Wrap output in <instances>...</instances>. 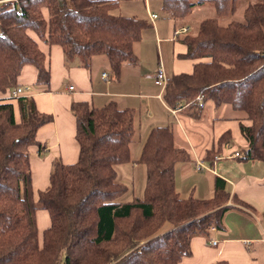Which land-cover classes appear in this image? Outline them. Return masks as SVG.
I'll list each match as a JSON object with an SVG mask.
<instances>
[{
  "label": "trees",
  "instance_id": "trees-1",
  "mask_svg": "<svg viewBox=\"0 0 264 264\" xmlns=\"http://www.w3.org/2000/svg\"><path fill=\"white\" fill-rule=\"evenodd\" d=\"M122 1L0 0V92L17 88L27 65L38 71L35 86L50 87L40 43L60 46L87 69L103 59L120 81L124 66L137 64L135 45L152 27L147 19L116 14ZM241 1L162 0L165 18L183 26L199 6L209 4L216 13L203 18L196 33L189 27L179 35L187 47L181 58L195 61L194 69L169 77L163 98L194 119L208 102L244 113L251 123L240 124L247 141L242 159L264 161V0H248L237 20ZM15 100L20 121L13 103L0 102V264H180L191 256L195 236L210 239L234 204L246 206L219 178L211 198L181 196L175 167L192 158L168 125L154 127L133 159L137 110L116 101L100 108L72 103L78 160L56 159L49 185L35 191L29 148L37 145L43 155L37 134L53 116L39 111L32 96ZM229 141L228 131L208 159ZM130 162L146 166V188L123 201L129 189L118 168ZM41 210L50 218L42 234Z\"/></svg>",
  "mask_w": 264,
  "mask_h": 264
},
{
  "label": "crops",
  "instance_id": "crops-1",
  "mask_svg": "<svg viewBox=\"0 0 264 264\" xmlns=\"http://www.w3.org/2000/svg\"><path fill=\"white\" fill-rule=\"evenodd\" d=\"M149 1L150 5L146 8L152 27L144 31L141 42L135 45L137 64H126L120 81L113 80V73L105 60L97 58L87 69L77 58H67L60 46L44 43H40V46L51 70L50 87L35 86L38 71L34 66L23 68L18 87H31L32 91L24 96H32L39 111L53 116V121L44 125L37 134L43 155L39 153V146L29 148L34 190H42L49 185L56 159H61L65 164L78 160L79 145L75 139L76 118L71 111L72 103L87 101L100 108L116 101L122 108L137 110V136L131 145L133 159L139 148L138 143L144 141L141 133L143 118L152 120L148 134L154 127L168 125L174 133L176 144L188 150L192 158L183 165L180 177L175 172L176 189L181 196L186 198L193 194L201 199L211 198L219 178L226 183L229 192L246 204H234L224 216L223 228L213 229L210 239L195 236L191 243V256L184 258L180 264H264V161L242 159L247 141L240 124L249 125L251 122L244 113L233 110L230 105L216 107L208 105V102L202 116L194 119L186 110L177 109L174 112L163 101V91L154 83L157 69L163 67L169 78L175 74L192 73L195 61L181 58L187 52V47L178 37L182 27L189 29V26L160 18L162 0H157L155 6ZM120 7L121 3L118 9ZM152 15L157 18L153 19ZM140 53H147L151 57L150 63L149 59L146 63L140 61ZM104 73L109 76L108 79L103 78ZM71 86L72 90L69 89ZM0 102L13 103L16 120L20 121L18 103L11 98V92H0ZM210 108L214 112L206 118V111ZM216 112H220L219 115L216 116ZM171 117L178 121L179 127L170 122ZM194 121L202 125H194ZM228 131L230 141L223 144L220 153L211 161L208 154L219 148V139ZM236 151L240 157H229ZM199 160L209 169L197 171L195 163ZM191 161L193 167L189 163ZM133 167H136L135 163ZM40 221L44 223L43 229H40ZM38 226L40 234L50 226L46 211L38 212ZM212 241H217V244L213 245Z\"/></svg>",
  "mask_w": 264,
  "mask_h": 264
},
{
  "label": "rangeland",
  "instance_id": "rangeland-1",
  "mask_svg": "<svg viewBox=\"0 0 264 264\" xmlns=\"http://www.w3.org/2000/svg\"><path fill=\"white\" fill-rule=\"evenodd\" d=\"M159 1V0H158ZM155 2H157V0H151V3L154 5ZM248 3V0H242L240 2L239 5V9L237 11V13L235 14L234 18L237 20H243V11L246 7ZM150 5V1L149 0H128L126 2L122 1L121 2V7L120 9H117L115 11L116 14H122V15H129V16H133L136 15L139 18H144V19H148V11L147 8ZM155 6V5H154ZM130 10V11H129ZM160 11V8H159ZM160 18H165L164 13H163V9L161 10V12L159 13ZM216 15L215 13V9L213 6L206 4L204 6H199L197 7L193 14L190 16V18H188V21L186 22V24L189 25L190 27V31L192 33H196L198 30V24L199 22L206 17H214ZM167 20V19H166ZM149 22L151 23V21L149 20ZM149 29L146 30V32ZM144 34V33H143ZM140 61L146 63L148 62L149 59V63L151 61V57H148L147 53H140ZM158 70V69H157ZM160 88V87H159ZM161 89V88H160ZM164 94V92H163ZM163 98V95H162ZM164 101V98H163ZM165 102V101H164ZM166 103V102H165ZM208 105H214L211 102ZM213 110H211V108L209 110L206 111V118L212 116L213 114ZM220 112H216V116L219 115ZM224 115V114H223ZM226 116V115H225ZM147 117L143 118L142 124V140L143 143H138L139 144V148L137 153L135 154L134 158H139L140 154H141V150L143 148V145L147 139V134L149 130V126L152 123V120H148L146 119ZM176 127H179L178 121L176 119H174L173 117H171V121ZM197 122H193L194 125H202V123H197ZM146 132V133H145ZM186 162H179L176 167H175V171H177V177H180V173L184 170L183 165ZM191 163L192 167V161L189 162ZM189 165V164H188ZM119 170V180H121V182L123 184H125L129 191L121 198V200L123 201H130L132 200V198L135 196H142L143 192L146 188V178H147V168L145 165L141 164V163H136V167H133V163H125L119 166L118 168ZM206 172V171H205ZM197 173V172H196ZM40 229L44 228V223L40 221Z\"/></svg>",
  "mask_w": 264,
  "mask_h": 264
},
{
  "label": "built area",
  "instance_id": "built-area-1",
  "mask_svg": "<svg viewBox=\"0 0 264 264\" xmlns=\"http://www.w3.org/2000/svg\"><path fill=\"white\" fill-rule=\"evenodd\" d=\"M152 18L155 19L157 18L156 15H152ZM188 29L184 28L181 30V32H186ZM103 78L104 79H108L109 76L107 74H103ZM154 83L156 86L160 87L161 90L164 92L166 86H167V83H168V77H167V74H166V71L163 67H159L158 70L155 72L154 74ZM70 90L73 89V87H69ZM30 91H32V88L31 87H17L15 89L12 90L11 92V98L13 99H18L19 97L21 96H24L26 94H28ZM174 112H176L177 110H173ZM227 146V145H226ZM227 148H230L227 146ZM239 157L240 156V153L239 152H234V154H231L229 155V157ZM195 169L197 171H203V170H207L209 169L208 166L205 165V163L202 161V160H199V161H196L195 163ZM212 244L213 245H216L217 244V241H212Z\"/></svg>",
  "mask_w": 264,
  "mask_h": 264
}]
</instances>
